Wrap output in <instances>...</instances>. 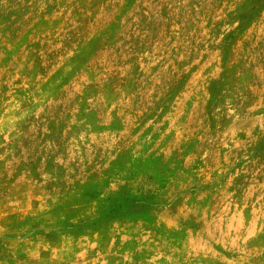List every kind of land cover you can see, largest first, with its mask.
<instances>
[{
	"label": "rangeland",
	"instance_id": "1",
	"mask_svg": "<svg viewBox=\"0 0 264 264\" xmlns=\"http://www.w3.org/2000/svg\"><path fill=\"white\" fill-rule=\"evenodd\" d=\"M0 264H264V5L0 0Z\"/></svg>",
	"mask_w": 264,
	"mask_h": 264
},
{
	"label": "trees",
	"instance_id": "2",
	"mask_svg": "<svg viewBox=\"0 0 264 264\" xmlns=\"http://www.w3.org/2000/svg\"><path fill=\"white\" fill-rule=\"evenodd\" d=\"M264 5V0H257V8H260ZM118 202L116 203V205H114L113 207H115L117 209H125V208H131L133 210H137V209H142V208H147V207H151L153 205H155V203L153 201H151V199L149 198H145V197H127L124 199H118Z\"/></svg>",
	"mask_w": 264,
	"mask_h": 264
}]
</instances>
